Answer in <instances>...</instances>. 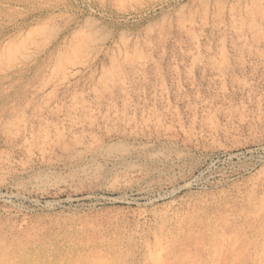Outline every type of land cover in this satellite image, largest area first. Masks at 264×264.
<instances>
[{
  "label": "rangeland",
  "instance_id": "374dc122",
  "mask_svg": "<svg viewBox=\"0 0 264 264\" xmlns=\"http://www.w3.org/2000/svg\"><path fill=\"white\" fill-rule=\"evenodd\" d=\"M0 264H264V0H0Z\"/></svg>",
  "mask_w": 264,
  "mask_h": 264
}]
</instances>
